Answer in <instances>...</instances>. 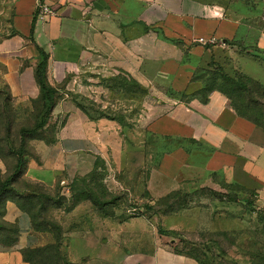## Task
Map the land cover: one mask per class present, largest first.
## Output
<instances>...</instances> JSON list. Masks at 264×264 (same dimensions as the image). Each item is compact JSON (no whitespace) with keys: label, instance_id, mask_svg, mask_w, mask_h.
<instances>
[{"label":"crops","instance_id":"0c3cea01","mask_svg":"<svg viewBox=\"0 0 264 264\" xmlns=\"http://www.w3.org/2000/svg\"><path fill=\"white\" fill-rule=\"evenodd\" d=\"M42 3L54 11L45 19L39 15ZM239 3L245 4L0 0V88L8 87L20 103L37 99L42 48L49 55L48 82L61 94L51 116L58 123L55 141L32 140L37 158H28L24 178L55 188L89 173L100 159L114 171L143 165L155 197L217 175L255 191L264 203V128L240 116L226 98L203 101L193 78L213 61L231 75L246 72L240 61L249 57L262 55L264 63V25L251 24L258 15L244 13ZM122 76L145 92L130 94L127 83L118 82ZM137 102L141 107L131 114ZM110 110L124 117L103 115ZM0 167L6 169L1 158ZM85 208L91 213V205ZM141 218L153 220L89 214L70 223L63 242L70 264H198L157 226L147 240L129 222ZM4 219L16 223L20 234L13 246L0 244V264H30L21 250L52 242L50 234L32 229L29 215L12 200ZM126 225L132 230L125 231Z\"/></svg>","mask_w":264,"mask_h":264},{"label":"rangeland","instance_id":"374dc122","mask_svg":"<svg viewBox=\"0 0 264 264\" xmlns=\"http://www.w3.org/2000/svg\"><path fill=\"white\" fill-rule=\"evenodd\" d=\"M243 1L246 5L239 3L238 6L244 13L258 15V19L253 18L250 23L264 25V20L260 17L264 15V0ZM252 35L254 34H249L247 42H251ZM259 57H249L248 60L240 61L244 68L247 67L246 72L240 73L248 75L264 85V63L260 62L263 57L262 55ZM259 63L262 64V68L258 65ZM218 69L219 63H213L209 68L201 70L193 77L198 81L197 83H200L197 94L203 101L205 98L221 96L231 103L230 96L220 90L219 86L222 81L217 79ZM223 69L225 70L224 66ZM119 80V83H127L131 89L130 94L141 96L142 88L133 87L127 77L122 76ZM212 84L216 85L213 92L210 91ZM257 96L260 97L259 104L256 106L252 103L251 107L259 110L250 113L253 117L262 116L261 120L264 123V90H260L256 94ZM126 104L128 105V102ZM139 107H141L139 102L133 105L131 114ZM5 108L4 115H0V153L3 154V159L7 163L2 174L3 178L8 175L16 160L15 155L9 152V144L14 147L19 146L20 128L33 127L38 114V110L32 107V103H20L14 99ZM107 113L115 117H124V114L121 113L115 115L112 110ZM5 114L10 115L13 126L9 141H6L4 128ZM57 125V122L51 120L47 130L43 131L44 136L52 138L53 129ZM28 147L29 151L33 152V147L30 144ZM131 158L136 162L138 155H133ZM146 169L143 165L134 163L114 171L105 161L98 159L93 170L74 181L58 184L55 188L45 189L40 186L39 191H46L56 199L48 204L46 221L59 223L65 229L70 223H79L85 215L89 214L94 217L111 216L122 220L144 216L153 219L151 223L142 218L131 219L129 222L139 230L145 231L147 240L152 239L155 226L167 230L168 234H164L167 239L172 240L176 248L189 254L198 264H264V203L259 201L255 191L214 175L207 182H199L195 186L189 183V185L170 191L164 196L155 197L148 189L147 177L149 173ZM34 184L29 186L21 181L16 184V187L20 190L25 187L35 188ZM157 184L159 185L160 182ZM176 191H180V194L171 197L169 201L164 199L169 193ZM91 198L95 199V204ZM59 200L61 206L58 208L57 201ZM76 200H81L78 206L91 205V213L89 208L82 206L77 216H72L73 211L69 210ZM2 209L4 210V206H0V211ZM0 224V226L3 224L1 217ZM85 225L82 223L80 229L82 233L85 231ZM131 228L132 226L126 225L123 229L131 231ZM10 234L9 236L0 231V243L13 241L14 234ZM31 257L35 264H62L57 261V256L53 252H45Z\"/></svg>","mask_w":264,"mask_h":264},{"label":"trees","instance_id":"16d2710c","mask_svg":"<svg viewBox=\"0 0 264 264\" xmlns=\"http://www.w3.org/2000/svg\"><path fill=\"white\" fill-rule=\"evenodd\" d=\"M41 58L39 63L36 66V80L40 86V95L37 99L32 100V107L38 110L37 121L33 127H22L20 128V144L18 147H14L12 144H9V152L13 153L16 157L15 163L11 166L8 175L3 178V171L0 167V206H4V210L0 211V217L2 221V226H0V231L11 235L14 234L13 241L7 243H0L3 246L11 247L15 244L19 238L20 229L16 223L8 222L4 219L5 215V205L8 200L14 201L18 207L26 212L31 220L32 229L36 232L48 233L52 237V242H48L41 246L27 247L21 250L23 259L30 264H35L32 255H41L45 252H53L57 256V261L62 262V264H70L67 254L64 252L62 245L64 242V229L63 226L59 223H53L46 221V212L49 209V203L55 201V197H52L51 194L46 191H39L40 186L48 189L46 185L39 181H33L27 178H24V174L27 169L28 158L33 157L37 158L34 147L31 145V141L38 139L44 140L47 143H52L55 141V131L53 129V137L47 138L44 136L43 131L47 130L46 128L50 125L51 116L54 107L61 98V94L58 88L49 84L47 79L48 71V53L40 48ZM217 62L213 61L212 64ZM219 72L217 79L222 81L220 90L228 94L231 99V104L238 114L244 118L251 120L257 125L264 128V123L261 120V117H253L250 112L258 111L256 108L251 107L253 105H258L260 102V97L256 94L260 90H264V85L258 80L249 77L240 72H236L234 75L227 73L221 64H219ZM128 79V78H127ZM129 80V79H128ZM120 82V80H118ZM130 84L137 88H142L136 81L129 80ZM216 84V83H215ZM212 84L210 91L213 92L216 88V85ZM130 85V86H131ZM204 90V89H203ZM145 90L142 88V94ZM13 96L8 87L0 88V115H4L5 107L13 100ZM209 99L205 98V102ZM260 112V111H259ZM104 116L110 119H118V117L112 116L109 113H103ZM261 115L262 112H261ZM5 134L6 141H9L11 134L13 132L12 120L10 115L5 114ZM29 144L33 147V152L29 151ZM0 158L7 167V163L3 159V154L0 153ZM23 182L25 185H31L35 188L25 187L20 190L16 187V184ZM180 194V191L171 192L169 195L164 198L169 199L176 197ZM87 199H90L87 197ZM92 202L95 204V199L91 198ZM81 200H76L69 211L73 210ZM58 208L61 206L59 201ZM169 204V202H166ZM46 223V225H44ZM1 225V224H0ZM161 234H168V231L159 228ZM180 250V249H179ZM184 252V251H183ZM187 254V253H186ZM189 255V254H188ZM31 258H30V257ZM190 256V255H189ZM191 257V256H190Z\"/></svg>","mask_w":264,"mask_h":264},{"label":"built area","instance_id":"2783aa9c","mask_svg":"<svg viewBox=\"0 0 264 264\" xmlns=\"http://www.w3.org/2000/svg\"><path fill=\"white\" fill-rule=\"evenodd\" d=\"M39 9H40L39 15L42 19H45L46 17H48L49 15H52L54 13V11L51 7H49L48 5L43 4V3L40 4ZM200 41H205V39L201 38Z\"/></svg>","mask_w":264,"mask_h":264}]
</instances>
